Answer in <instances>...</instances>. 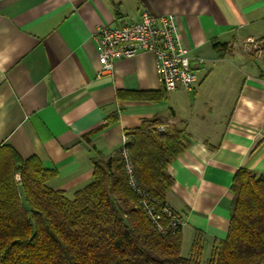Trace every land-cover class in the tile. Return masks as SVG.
Listing matches in <instances>:
<instances>
[{
    "label": "crops",
    "instance_id": "0c3cea01",
    "mask_svg": "<svg viewBox=\"0 0 264 264\" xmlns=\"http://www.w3.org/2000/svg\"><path fill=\"white\" fill-rule=\"evenodd\" d=\"M142 10L176 17L199 77L192 91L118 96L161 91L147 51L101 72L97 28ZM251 39L264 40V0H0V146L55 168L48 185L73 198L92 179V144L109 156L145 121L183 128L189 144L167 168L165 202L183 220L181 254L198 238L207 257L227 234L235 172L264 174V46Z\"/></svg>",
    "mask_w": 264,
    "mask_h": 264
},
{
    "label": "trees",
    "instance_id": "16d2710c",
    "mask_svg": "<svg viewBox=\"0 0 264 264\" xmlns=\"http://www.w3.org/2000/svg\"><path fill=\"white\" fill-rule=\"evenodd\" d=\"M213 47L218 52L225 49L219 43ZM117 95L166 99L163 89ZM113 121L109 118L93 131ZM158 125L145 121L124 132L142 193L129 183L121 146L105 156L92 144V179L68 198L48 185L57 176L55 168L45 167L35 155L22 158L9 144H2L0 264H264V174L247 167H240L230 184L226 236L214 240L204 260L198 238L188 255L181 254V225L171 226L162 207L168 206L165 195L173 185L167 168L189 141L183 128L164 125L158 131ZM83 138L89 141L88 134ZM144 198L160 212L157 222L145 212Z\"/></svg>",
    "mask_w": 264,
    "mask_h": 264
},
{
    "label": "built area",
    "instance_id": "2783aa9c",
    "mask_svg": "<svg viewBox=\"0 0 264 264\" xmlns=\"http://www.w3.org/2000/svg\"><path fill=\"white\" fill-rule=\"evenodd\" d=\"M94 39L101 72H110L119 58L147 51L154 56L155 71L163 90L192 91L199 82L196 65L192 64L188 50L182 44L173 14H152L142 10L138 19L128 20L119 26H99ZM156 128L163 131L165 126L158 125ZM128 139L123 133L121 156L124 168L131 186L142 193L133 172L130 150L126 146ZM16 179H19L18 174ZM141 204L153 221L158 220L160 212H157L148 199L144 198ZM162 212L170 215L171 226L182 224V218L168 206H163Z\"/></svg>",
    "mask_w": 264,
    "mask_h": 264
},
{
    "label": "rangeland",
    "instance_id": "374dc122",
    "mask_svg": "<svg viewBox=\"0 0 264 264\" xmlns=\"http://www.w3.org/2000/svg\"><path fill=\"white\" fill-rule=\"evenodd\" d=\"M248 45H251L254 48H258L261 49V47L264 46V40H257V39H253L251 41L246 42ZM260 47V48H259ZM199 83V82H198ZM198 85V84H197ZM196 85V86H197ZM195 86V87H196ZM165 91V90H164ZM168 92V91H165ZM159 125H163V124H159ZM18 180V179H17ZM50 185V184H49ZM182 253L186 256L190 253V248H189V244L186 243L184 247H182ZM206 259L205 253L202 254V260Z\"/></svg>",
    "mask_w": 264,
    "mask_h": 264
}]
</instances>
